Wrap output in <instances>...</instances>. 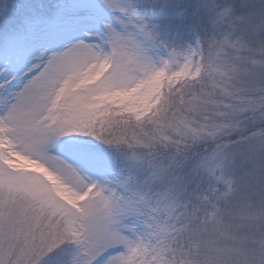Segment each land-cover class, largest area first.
Wrapping results in <instances>:
<instances>
[{
  "label": "snow or ice",
  "instance_id": "6c2138e0",
  "mask_svg": "<svg viewBox=\"0 0 264 264\" xmlns=\"http://www.w3.org/2000/svg\"><path fill=\"white\" fill-rule=\"evenodd\" d=\"M0 264H264V0H0Z\"/></svg>",
  "mask_w": 264,
  "mask_h": 264
}]
</instances>
